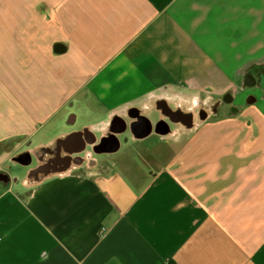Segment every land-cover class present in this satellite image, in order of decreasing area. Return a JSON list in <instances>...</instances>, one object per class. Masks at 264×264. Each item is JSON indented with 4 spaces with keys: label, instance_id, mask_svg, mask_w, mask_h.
I'll list each match as a JSON object with an SVG mask.
<instances>
[{
    "label": "crops",
    "instance_id": "1",
    "mask_svg": "<svg viewBox=\"0 0 264 264\" xmlns=\"http://www.w3.org/2000/svg\"><path fill=\"white\" fill-rule=\"evenodd\" d=\"M23 1L0 0V98L5 95L0 139L20 132L10 130L27 122L58 117L60 127L66 94L81 91L84 83L91 89L76 108H85L95 142L81 163L80 131H41L53 137H46V145L70 135L59 149L69 153L71 162L49 163L44 173L39 171L42 181L25 180L27 191L3 206L0 264H264V97L252 109L263 133L244 147L249 126L232 120L227 131L205 141L204 133L216 131V124L205 125V120L219 115H212L216 107L208 118L200 115L204 100L217 105V97L228 91L236 98L235 85L246 91L244 75L264 57V0H56L40 18L51 26L56 7L63 15L55 20L62 32L40 45V20L23 15ZM112 3L114 10L100 9ZM98 14V30H80ZM58 41L69 44L67 52L60 53L64 48ZM44 49L50 64L41 60ZM4 59L11 70H4ZM136 101L148 116L160 111V102L179 105L184 115L190 108L192 124L152 142L135 146L133 139L124 141L120 151L93 154L92 147L114 131L117 117L127 116L123 107ZM229 131H237L235 138L223 140ZM193 141L213 143L216 149L177 166ZM173 143L180 146L173 153L153 154L154 148ZM204 161L211 165L203 166ZM79 168L91 172L78 180L73 170ZM227 178L225 192L207 199V181ZM232 185H237L234 192ZM176 189L179 194L169 200ZM209 199L219 200L214 217L201 212ZM229 207L238 209L231 224L222 221ZM243 221L251 225L241 229ZM188 235L203 241L181 258Z\"/></svg>",
    "mask_w": 264,
    "mask_h": 264
},
{
    "label": "flooded vegetation",
    "instance_id": "2",
    "mask_svg": "<svg viewBox=\"0 0 264 264\" xmlns=\"http://www.w3.org/2000/svg\"><path fill=\"white\" fill-rule=\"evenodd\" d=\"M50 4L55 6L57 5V2L56 0H24L23 1V7H24L23 15L27 19L40 20L41 24L40 26L37 27L38 31L41 30L40 34L38 35L39 36L38 41L41 40L48 41L52 37L57 36L60 32H62L61 26L55 20H58L59 16H61L62 18L63 15L60 13V10H58L56 7L53 8L54 11L53 14H50V17H52L50 18L51 21H48V23L49 22L51 23V26L45 24V21H43V19L40 18V15L48 11ZM116 6H117L116 4L112 3L108 6H104V7L101 6L100 9H104L107 13L109 11L114 10ZM79 11L80 9H76L75 14H77V12ZM95 17L96 20H91L89 24H85V25L82 24V28H80V30L88 34L98 30L100 27L99 21L102 18V15L98 14ZM45 50L46 49L43 50V54L41 55V60L43 59L44 61L48 54L47 52H45ZM41 52L42 50L38 52V56L41 54ZM5 61L8 65L4 64L3 66L4 70H9V69L11 70V62L9 63L7 60ZM44 63L50 64L51 62L45 61ZM252 70H254V66L251 68L250 71L247 72V74L244 75L245 79L243 78V82H244L243 85L244 88L254 89V91L248 94L247 96L245 95L243 97L242 95L246 91H241V89L238 88L239 86L235 85L236 89L234 90L233 93L234 94L238 93L236 95V98L232 95L235 98V101H233L234 98L231 97V92L229 91L226 94H222L221 96L217 97L220 106L218 110L212 113V115H216V117L219 115L218 116L219 119L217 120L216 118L213 121L205 120L206 122L204 123V124H210L214 122L216 126H221L223 124L227 125L228 122H231L232 120H236L238 121L240 126H244V125L249 126L250 128L249 140L244 143L242 141L243 147L245 145H249L252 140L258 139L263 133V131H261L260 124L257 122V114L253 113L252 109L253 107L260 105L261 99H263L262 97H264V91H263L264 89L261 90L263 91V93L255 90L258 84L256 83L254 77L256 74H253L251 72ZM83 84L81 85L82 86L81 91H78L76 94L75 93L66 94V97L63 100L66 101L65 102L66 115L62 120L60 127H58V123H57L58 117L46 121L43 124L42 123L31 124L27 122L21 127L15 126L13 129L10 130V131H20V132L14 133L9 137L0 139V217L1 218L6 216V214H1V209L3 208V206L11 202L13 199H17L18 196L23 195V192L25 193L27 191L25 190V187L21 189L23 192L20 191L16 184V181L22 179L29 171L30 174L36 172V175H34L33 177H38L39 171H41V174L44 173L48 169L49 163L55 164L56 162L58 163L60 161L65 162V160H68L67 161L68 163L71 162V160H69L70 158L69 153H67L66 150L60 151L59 149L60 144H62L63 146H67L68 141L71 139L70 135H67L65 137H56L57 143L46 145V142L48 141V138L46 137L50 136L49 134L52 133L51 131H80V133L77 134L78 137L81 139L82 145L80 147L81 150L79 151L77 160H79V162L81 160V163H84L86 161V156L89 158V155H87V152L85 150L87 148H90L89 144L91 143L93 136L92 134L88 133V131H91L88 125L89 124L88 123L89 120H87L88 116L85 113L86 110L84 107L76 108L77 103L80 102L81 100V95L83 94V92L86 91L89 92L91 89V85L89 84L83 85ZM233 84L234 82L229 83L230 86H233ZM71 90L72 88L69 91ZM67 115L69 116L67 117ZM155 116L156 119H158L159 117L158 114H155ZM67 118L69 119V121L67 122L64 121ZM124 119L128 123L127 128H124L123 125L120 126L115 125L113 128L114 131H122L118 133L120 137L118 142L120 147L117 148L118 143H114V144H106L105 148L107 149L117 148L118 151H120L124 147L125 136L131 130L129 118L125 116ZM41 131H49V134L46 137H44L41 135ZM156 131L158 130L157 128H155V126L154 128H149L146 126L137 128L135 131V135H139V137L135 138L136 139L135 142L138 143L135 146L146 141L152 142V140H154L156 136L159 135L158 133H156ZM199 133L200 131L197 132V134ZM75 134L76 133H73V137H75ZM236 134L237 131H230L226 133L224 136H222V139L223 140H228V138L234 139ZM194 136H190L189 141L192 140ZM103 137L105 136H102L101 138L103 139ZM49 138L52 139L53 137L50 136ZM101 138L99 139V141L101 140ZM198 143L199 142H195V144L191 146L189 151L184 155V158L180 163L177 164V166L186 164L187 162L195 158L200 159L201 157L211 155V153H213L216 149V145L213 143H209L206 145H202ZM34 166H36V168H34ZM80 168H82V165H80ZM65 171H69V170L64 169L63 172ZM73 172H76L75 177H77V179L79 180V179H83L86 175H89L88 173L91 171L89 168L87 169L84 168L78 171L74 169ZM206 175L207 173L203 172V177H205ZM33 177H31L29 180L33 179ZM43 178L44 175H42V179ZM39 180H41V177L37 178V181ZM236 189H237V185H232L230 191L234 192ZM178 190L179 189H176L169 195V200L173 199L175 196L179 194ZM218 202H219L218 199H209L205 201L203 203L204 205L202 206L205 209H201V212H203L206 216L211 215L212 217H214L215 215H217V213L212 211L218 206L219 204ZM236 211H238V209L234 207L227 208L226 215H228L229 217H225L222 221L231 224V215H235ZM200 218L201 217H199V219ZM199 219H196L194 224L192 223L191 226L192 225L196 226L198 224ZM215 222L219 223L217 219L215 220ZM250 225H251L250 222L243 221L239 225V227L243 229L242 226H250ZM258 225L259 223L256 222L255 226L258 227ZM103 228H105V233L107 234L108 228L102 227V229ZM152 237L153 236H151V238ZM202 241L203 238L200 239L199 237L191 236V235H188L186 238H184V240L182 241L183 244L180 251V253H182L181 258H183L184 253H189L192 249L198 247ZM173 242L176 241L173 240ZM170 260H173L172 257H170Z\"/></svg>",
    "mask_w": 264,
    "mask_h": 264
},
{
    "label": "water",
    "instance_id": "3",
    "mask_svg": "<svg viewBox=\"0 0 264 264\" xmlns=\"http://www.w3.org/2000/svg\"><path fill=\"white\" fill-rule=\"evenodd\" d=\"M55 44L56 45L58 44V45L62 46V48H64V50L60 51V53H65L69 49V44L64 43V41H58ZM259 60H260V58H259ZM255 73H256V75L254 76L255 79L257 78L261 82L262 86L264 87V69H262L261 71H256ZM146 96H148V95H146ZM138 103L139 102L136 101V102H134V103H132L130 105H125L123 107V110L127 109L126 112H128L127 117L130 120V128L132 130L135 129L134 131H131L132 132L131 133L132 136H130L129 134H127L125 136V144H127L130 140H133V139L139 137V135H135V131L139 127L146 126V127H149V128H154V126H155V128H157V130H158V131H156V133H158L159 135L165 136V135L170 134L172 131H174L177 126H181V125H183V126L187 125L188 126V125H190L192 123V121L190 119L194 118L193 114H191V112H190V108H189V111H187L188 114L184 115L181 112V109H180L179 105H176V107H174V104H171L169 106L167 104H164L163 102L159 103L160 111L159 110L152 111L150 113V116H148L149 114L145 113L138 106ZM219 106H220V104L219 105L218 104L217 105H215V104L211 105L209 103H206V101L204 100V102L201 104L200 115L203 116L206 119V118H208L209 110H211L212 108L214 109L215 107L218 110ZM219 112H220V110H219ZM154 113L158 114V116H159L158 119H156V116H155ZM115 116H116V114H115ZM122 117L123 116L117 117L118 120H116L114 124L119 125V126L123 125L124 128H127L128 127V123ZM120 132H122V131H109L107 133V136H106L107 138L105 140H103L104 142H102L101 144L94 145L92 147L91 152H93V154H96V153L97 154H100V153H114V152H116L118 150L117 148L120 147L119 143H118L119 139H120L118 133H120ZM93 142H95V137L94 136H93L92 141L90 143L91 146L93 145L92 144ZM114 143H118L117 148H114V149L105 148L106 144H114ZM34 168H36V167H34ZM34 175H36V172L30 174V171H29L22 179L16 181L17 186L18 187L19 186H23V182L25 180H29ZM36 186H37V184L33 185L32 192L36 191ZM25 190H27V189L25 188ZM28 195H30V194H28ZM28 195H27L26 198L29 201H31V199H30V197ZM29 201H26V202L28 203Z\"/></svg>",
    "mask_w": 264,
    "mask_h": 264
},
{
    "label": "rangeland",
    "instance_id": "4",
    "mask_svg": "<svg viewBox=\"0 0 264 264\" xmlns=\"http://www.w3.org/2000/svg\"><path fill=\"white\" fill-rule=\"evenodd\" d=\"M36 44L40 45V41L36 42ZM259 58H260V60L262 62L257 64L256 66H254V71H261L262 69H264V57H258V59ZM251 72L256 74L255 72H253V70ZM255 90H258V89H255ZM253 91H254V89H247L246 92H244V94L242 96L243 97L245 95L247 96L248 94L252 93ZM2 94L3 93H1L0 97L2 96ZM4 97H5V95L3 96V98H0V101H1L0 102V110H2V108L4 106V103H3L4 102ZM212 124H213V122H212ZM206 125H209V124H206ZM212 128H215L216 131H210L209 133H204L203 136L206 137L205 141L211 139L214 136H216L219 132L227 131V130H224V129H229L230 126L226 127V124H223V125H221V128H218V126H213ZM200 142H201V138H200ZM237 142L238 141H236V140L233 141V145H232V150L233 151L235 149V146L238 145ZM193 143H195V142H193ZM175 145L176 144L173 143V144H169V145H166V146H158V148H154L155 150L153 151V154L158 153V154H161V155H169V154L173 153L178 147H180V146H175ZM143 156H146V155H143ZM202 165L203 166H209L211 164L208 161L207 162L204 161L202 163ZM236 170L238 171V169H236ZM225 174H227V173H224V172L220 173V175H225ZM230 182H231L230 178H227V179H224V180H220V181H215V180L207 181L206 186H205V194L207 196V199L210 198L213 195H221V194H223L225 192L226 185L228 183H230ZM18 188H19L20 191H22L21 189H23V186H19ZM102 234L105 235L106 233L104 232Z\"/></svg>",
    "mask_w": 264,
    "mask_h": 264
},
{
    "label": "built area",
    "instance_id": "5",
    "mask_svg": "<svg viewBox=\"0 0 264 264\" xmlns=\"http://www.w3.org/2000/svg\"><path fill=\"white\" fill-rule=\"evenodd\" d=\"M105 232V228L102 229L101 233H104Z\"/></svg>",
    "mask_w": 264,
    "mask_h": 264
}]
</instances>
